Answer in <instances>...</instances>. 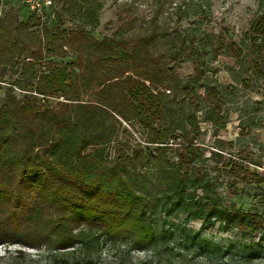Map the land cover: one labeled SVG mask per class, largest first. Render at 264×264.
I'll return each mask as SVG.
<instances>
[{
	"label": "trees",
	"instance_id": "obj_1",
	"mask_svg": "<svg viewBox=\"0 0 264 264\" xmlns=\"http://www.w3.org/2000/svg\"><path fill=\"white\" fill-rule=\"evenodd\" d=\"M96 8H88L93 20ZM148 24L136 36L96 39L82 28L42 25L36 10L21 18L11 6L0 16V67L23 62L21 77L32 86L20 95L0 92V243L70 251L106 237L142 248L159 234L150 217L171 212L206 226L260 230L258 213L208 194L212 184L198 163L204 148L196 110L205 103L208 120H225L220 89L204 84L199 92L206 66L199 45L236 58L243 45L222 32L178 40V30L164 32L156 15ZM170 36V55L158 56ZM247 46L252 69L264 76V8ZM70 50L74 60L51 59L36 71L39 59ZM179 55L196 62L193 76L177 74ZM224 164L235 181L264 185V174L234 159Z\"/></svg>",
	"mask_w": 264,
	"mask_h": 264
},
{
	"label": "rangeland",
	"instance_id": "obj_2",
	"mask_svg": "<svg viewBox=\"0 0 264 264\" xmlns=\"http://www.w3.org/2000/svg\"><path fill=\"white\" fill-rule=\"evenodd\" d=\"M32 4H39L36 13L42 25L82 28L96 39L118 32L139 35L156 15L164 32L178 30V40L188 38L191 32H222L227 39L242 44L245 53L240 58L222 52L214 55L208 47L199 45V57L206 61L199 92L204 95V84L220 89L225 120H208L205 103L196 110L202 130L198 141L204 148L198 163L206 169L212 184V191H208L211 197L235 204L242 212L258 213L262 224L251 235L238 228H222L220 222L206 226L203 219L174 212L157 213L150 222L159 224V234L146 247L134 246L130 240L114 243L106 237L98 245L77 246L70 251L46 244L36 248L5 241L0 243V264H264V185L235 181L224 164L234 159L264 174V76L252 69V54L247 46L251 23L264 8V0H0V16L14 6L20 17L26 18L34 11ZM93 7H97L95 20L87 15ZM172 39L170 36L160 43L156 48L158 56L165 53ZM75 57L72 50L68 56H45L37 61L35 69L41 73L51 59L72 61ZM177 61L180 77L196 73V62L189 56L179 55ZM22 63L0 67L2 94L11 90L20 95L27 92L25 88L31 89L29 81L21 77ZM173 64L169 61V65ZM92 96L90 93L84 98ZM48 100L51 104L58 101L54 97ZM217 148L222 150V156L213 154Z\"/></svg>",
	"mask_w": 264,
	"mask_h": 264
},
{
	"label": "built area",
	"instance_id": "obj_3",
	"mask_svg": "<svg viewBox=\"0 0 264 264\" xmlns=\"http://www.w3.org/2000/svg\"><path fill=\"white\" fill-rule=\"evenodd\" d=\"M31 7H32L34 10H36V9H38L39 4H37V5H36V4H34V5L32 4Z\"/></svg>",
	"mask_w": 264,
	"mask_h": 264
}]
</instances>
